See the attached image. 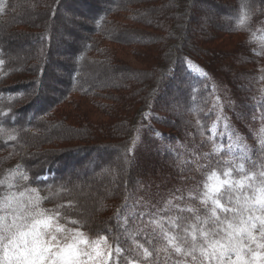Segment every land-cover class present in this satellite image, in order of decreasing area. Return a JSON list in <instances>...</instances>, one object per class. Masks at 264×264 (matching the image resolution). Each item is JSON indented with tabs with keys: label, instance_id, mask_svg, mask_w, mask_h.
I'll return each mask as SVG.
<instances>
[{
	"label": "trees",
	"instance_id": "16d2710c",
	"mask_svg": "<svg viewBox=\"0 0 264 264\" xmlns=\"http://www.w3.org/2000/svg\"><path fill=\"white\" fill-rule=\"evenodd\" d=\"M61 14L68 22H61ZM261 17L264 0H0V215L11 222L38 206L56 217L54 226L82 233L88 243L78 247L85 253L105 242L115 247L119 213L143 178L130 154L143 116L154 107L209 142L206 112L216 96L208 89L203 93L188 64L202 71L212 67L237 95L264 93V32L254 28ZM10 33L38 41L37 57H28L23 68H10L15 65L5 42ZM123 51L138 66L122 58ZM89 66L133 81L86 87L81 78ZM47 77L51 84H45ZM33 87L36 95H28ZM60 129L68 135H58ZM106 150L127 170L100 196L98 207L80 203L64 174L82 166L87 154ZM254 160L264 171V149ZM215 161L219 176L225 170ZM95 163L88 171L80 167L77 176L95 172ZM65 242L73 238L58 243Z\"/></svg>",
	"mask_w": 264,
	"mask_h": 264
},
{
	"label": "rangeland",
	"instance_id": "374dc122",
	"mask_svg": "<svg viewBox=\"0 0 264 264\" xmlns=\"http://www.w3.org/2000/svg\"><path fill=\"white\" fill-rule=\"evenodd\" d=\"M208 12L211 14V19H214V12ZM61 16V22L67 21L63 14ZM207 17L209 18L210 15ZM254 28L260 33L264 32V17L254 20ZM7 38L5 42L10 50L9 57L15 64L10 68H23L28 57L30 60L37 57L38 41L20 38L13 33ZM123 52L122 58L138 66L127 51ZM188 66V70L201 79L204 85L201 88H206L203 89V93L210 90L216 96L206 112L212 132L209 142L203 136L195 135L190 128L178 126L171 118L156 113L154 107L145 114L130 148L133 165L141 170L143 178L140 179V185L136 188L131 202L127 203L119 213L117 245L113 247L105 242L95 246L86 252V256L81 257L84 264H208V261L201 257L200 246L203 245V238L200 237L199 232H197L196 250L191 254H188L192 247L190 236L189 243H184L179 237L185 235L184 229L195 222L196 215L203 217L211 208L210 201L207 205L202 202V193L205 191V183L210 185L217 183L215 179H208L216 166L219 167L216 158L221 160V169L231 168L235 176L240 175L242 178L248 173H260L254 159L257 152L264 149V93L252 95L247 92L237 95L226 78L212 67L202 71L197 66L190 64ZM119 78L120 76H116L107 67L95 72L89 66L84 69L81 79L86 87L97 88L110 85L117 87L120 83L133 81L132 78L124 81ZM47 83L51 84L52 79L47 77L45 84ZM37 89L33 87L26 90V93L35 96ZM44 90L41 88L40 91L44 92ZM43 92H41L42 98L39 96V103L40 100L45 101L44 95L49 94L47 90ZM177 112L178 116L182 117L180 108ZM44 135H49L47 130L44 131ZM28 141L32 145L36 143V139L29 138ZM48 147L54 149L53 145ZM35 151L40 153L41 149ZM224 151L227 154L219 155ZM86 156L87 158L82 162L83 167L80 165L73 168L77 170L75 172L70 170L73 171L72 173L67 171L64 177L66 182L68 181L78 192L79 198L76 197L80 203L84 201L85 204L98 207L100 198L107 196L109 189L121 179L122 173L127 168L126 165L124 167L118 164V156L110 154V150ZM93 162H96L97 169L93 168L95 172L87 174L84 178L77 176L80 167L88 171ZM241 164L244 167L243 173L238 171V166ZM258 175L257 179H259ZM219 176L223 178V170ZM245 190L251 195V189ZM242 197L243 193H241ZM231 215V213L221 214L222 217ZM200 226L197 224V227ZM72 233L63 229L55 234L57 241L60 242L62 239L75 237L76 234ZM170 237L177 239L170 242L168 239ZM175 245H179L182 251L177 252ZM260 251L264 252V250ZM233 258H235L234 254Z\"/></svg>",
	"mask_w": 264,
	"mask_h": 264
},
{
	"label": "snow or ice",
	"instance_id": "6c2138e0",
	"mask_svg": "<svg viewBox=\"0 0 264 264\" xmlns=\"http://www.w3.org/2000/svg\"><path fill=\"white\" fill-rule=\"evenodd\" d=\"M238 171L244 172L242 164ZM231 173L229 168L223 175L230 177ZM255 177V173H250L239 181H230L220 180L215 171L209 175L208 179H215L217 183L204 184L202 202L207 205L210 201L211 208L203 217L196 215L195 222L184 229L185 235L179 237L184 243H189L190 236L192 247L188 254L196 250L199 232L203 238L201 257L208 264H264V252L259 251L264 250V171L259 173L258 180ZM248 180L254 182L246 185ZM246 188L251 189V195ZM9 206L6 200L3 208L7 210ZM220 212L232 215L222 217ZM17 219L21 222L17 223ZM55 219V216L38 210V206L21 212L11 222L7 215H0V264H84L81 257L87 253L78 245L88 241L81 239L82 233H76L72 243L65 242L61 246L55 233L63 229L54 226ZM197 224L201 226L197 227ZM168 239L171 242L177 237ZM93 243L99 244V241ZM175 248L177 252L182 251L179 245Z\"/></svg>",
	"mask_w": 264,
	"mask_h": 264
},
{
	"label": "bare ground",
	"instance_id": "6f19581e",
	"mask_svg": "<svg viewBox=\"0 0 264 264\" xmlns=\"http://www.w3.org/2000/svg\"><path fill=\"white\" fill-rule=\"evenodd\" d=\"M58 131H60V132H57L58 133V135H64V136H66V135H68V133L66 132V131H64V130H58ZM56 133V132H55ZM45 140H47V139H45ZM44 139H42L41 141H45Z\"/></svg>",
	"mask_w": 264,
	"mask_h": 264
}]
</instances>
